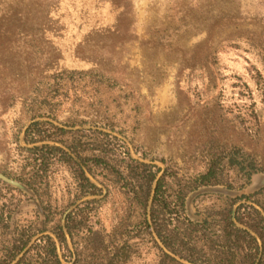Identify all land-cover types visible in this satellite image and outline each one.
<instances>
[{
    "label": "rangeland",
    "instance_id": "374dc122",
    "mask_svg": "<svg viewBox=\"0 0 264 264\" xmlns=\"http://www.w3.org/2000/svg\"><path fill=\"white\" fill-rule=\"evenodd\" d=\"M120 1L121 7L114 0H0L1 222L41 225V206L25 186L30 166L22 148L28 146L27 127L38 120L117 136L134 159L156 164L162 172L168 167L181 182L204 172L213 153L223 155L219 172L234 184L193 190L187 205L194 219H215L228 198L264 190V171L248 180L245 166L229 161L239 146V160L254 158L264 166V53L249 40L224 41L216 64L210 65L221 73L219 87L205 92V70L180 74L184 56L206 35L190 24L201 21L204 0ZM237 7L252 20L247 27L263 45L264 0H239ZM13 14L30 22L10 28ZM97 73L105 74L104 83L96 81ZM45 100L53 102L54 113L32 118L39 108L49 114ZM75 112L88 122L61 123ZM102 118L123 131L89 121ZM56 174L64 184L66 169ZM57 184L52 189L61 208L70 194ZM126 197L120 185L111 189L94 224L95 243H111ZM95 254L88 249L80 264L95 260ZM156 257L146 239L128 264H155Z\"/></svg>",
    "mask_w": 264,
    "mask_h": 264
},
{
    "label": "trees",
    "instance_id": "16d2710c",
    "mask_svg": "<svg viewBox=\"0 0 264 264\" xmlns=\"http://www.w3.org/2000/svg\"><path fill=\"white\" fill-rule=\"evenodd\" d=\"M238 1L204 0L201 21L190 23L206 35L189 51L187 59L184 56L180 74L196 67L205 70V92L219 87L221 73L210 65L216 64L224 41L249 40L259 53H264V44L260 45L248 29L252 20L248 22L241 14ZM113 4L121 7L120 0ZM14 14L9 18L10 28L30 22ZM97 74L101 76L96 81L104 83L105 74ZM45 103L50 105L49 114L39 108L33 110L32 118L54 113L53 102ZM106 119L89 121L123 131L119 124ZM83 122L88 120L79 118L77 112L61 121L69 126ZM24 140L28 145L22 147L28 153L25 166H30L25 186L38 200L43 217L40 226L30 223L19 227L0 221V235L8 234L0 239V264H80L88 249L99 254L86 264H128L135 248L146 239L156 250L155 264H264V190L228 198L212 220L194 219L189 213L187 204L193 190L224 183L233 186L234 182L225 180L219 172L223 155L213 153L204 172L181 182L177 173H169L168 167L162 172L156 164L134 159L117 136L105 131L74 130L38 120L27 127ZM240 153L242 149L235 147L229 161L235 167L244 165L248 180L254 173L264 171L254 158L239 160ZM60 167L68 174L64 184L57 181ZM56 183L70 194L67 205L61 208L52 189ZM118 185L127 196L125 211L111 230V243L104 244L100 239L95 243L94 224L100 207Z\"/></svg>",
    "mask_w": 264,
    "mask_h": 264
},
{
    "label": "water",
    "instance_id": "95a60500",
    "mask_svg": "<svg viewBox=\"0 0 264 264\" xmlns=\"http://www.w3.org/2000/svg\"><path fill=\"white\" fill-rule=\"evenodd\" d=\"M72 207H73V206H72ZM72 207H71V208H72ZM71 208H70V209H71ZM70 209H69V210H70ZM69 210H68V211H69Z\"/></svg>",
    "mask_w": 264,
    "mask_h": 264
}]
</instances>
